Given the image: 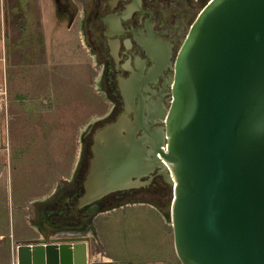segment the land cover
Listing matches in <instances>:
<instances>
[{"label": "water", "instance_id": "water-1", "mask_svg": "<svg viewBox=\"0 0 264 264\" xmlns=\"http://www.w3.org/2000/svg\"><path fill=\"white\" fill-rule=\"evenodd\" d=\"M172 67L150 149L136 137L140 115L97 131L76 208L141 186L156 170L171 188L180 264H264V0H210ZM88 240L15 243L14 264H91Z\"/></svg>", "mask_w": 264, "mask_h": 264}, {"label": "rangeland", "instance_id": "rangeland-1", "mask_svg": "<svg viewBox=\"0 0 264 264\" xmlns=\"http://www.w3.org/2000/svg\"><path fill=\"white\" fill-rule=\"evenodd\" d=\"M4 1L16 24L29 11L42 17L40 34L48 56L31 67L32 78L46 75L39 84L27 77L4 81L0 56V86L5 92L0 111V264H7L12 245L37 236L36 205L69 178L82 128L110 106L99 96L97 71L79 44L75 26H69L54 0H28L23 6L20 0ZM20 27V33L30 35ZM17 95L21 97L15 103ZM127 199L97 214L89 230L57 237L88 236L89 258L97 254L102 261L105 255L111 259L108 264H180L170 222L171 188H164L158 198L141 196L144 202Z\"/></svg>", "mask_w": 264, "mask_h": 264}, {"label": "flooded vegetation", "instance_id": "flooded-vegetation-1", "mask_svg": "<svg viewBox=\"0 0 264 264\" xmlns=\"http://www.w3.org/2000/svg\"><path fill=\"white\" fill-rule=\"evenodd\" d=\"M209 1L54 0L68 18L69 26H75L79 44L86 49L97 71L99 96L110 106L82 128L76 165L69 178L56 186L52 196L36 205L37 236L30 241L89 230L97 214L119 207L121 201L130 200L127 198L144 202L141 196L163 195L169 185L153 170L150 179H141L146 181L141 186L110 193L92 205L76 208L93 158L97 131L120 116L134 120L140 115L143 127L138 128L136 137L143 138L145 147L150 149L146 134L163 124L158 117L170 100L177 51L190 25Z\"/></svg>", "mask_w": 264, "mask_h": 264}, {"label": "crops", "instance_id": "crops-1", "mask_svg": "<svg viewBox=\"0 0 264 264\" xmlns=\"http://www.w3.org/2000/svg\"><path fill=\"white\" fill-rule=\"evenodd\" d=\"M20 3H27L28 0H20ZM9 6V5H8ZM5 5L4 0H0V56L2 62V79L4 81H19L21 77L27 79H34L36 84L42 80H46V75L44 77L34 76L30 72H35L34 68H31L36 65L38 62H43L46 60L48 54L45 50V36L42 39L40 34V25L43 24L42 17L39 19L36 15H32L31 12H28V16H24L22 21L19 24H16L14 21V17H11L7 14V7ZM23 6V5H22ZM20 24L24 29H26L27 34L30 33L29 36H25V34L20 33L22 30ZM27 25V27L25 26ZM42 45L44 47L42 48ZM55 51L53 52V55ZM28 55V56H27ZM41 64V63H39ZM24 66H26L24 68ZM27 69L28 71L24 70ZM39 80V81H38ZM19 95H17L14 100L19 102ZM1 109H4V106H0ZM0 113V123H1ZM76 163V162H75ZM76 164H74L72 170L74 169ZM14 248L11 246V250L9 251V257H7V264H14ZM88 252H91V245L88 244ZM102 261L99 255L95 254L93 257L90 256V262L97 263H109L111 259L108 256H102Z\"/></svg>", "mask_w": 264, "mask_h": 264}, {"label": "built area", "instance_id": "built-area-1", "mask_svg": "<svg viewBox=\"0 0 264 264\" xmlns=\"http://www.w3.org/2000/svg\"><path fill=\"white\" fill-rule=\"evenodd\" d=\"M5 92L3 90V88L0 86V106L3 103V96H4Z\"/></svg>", "mask_w": 264, "mask_h": 264}]
</instances>
